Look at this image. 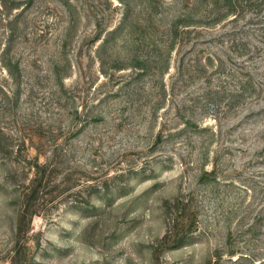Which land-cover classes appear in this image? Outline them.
I'll list each match as a JSON object with an SVG mask.
<instances>
[{
	"label": "rangeland",
	"instance_id": "obj_1",
	"mask_svg": "<svg viewBox=\"0 0 264 264\" xmlns=\"http://www.w3.org/2000/svg\"><path fill=\"white\" fill-rule=\"evenodd\" d=\"M0 132V264H264V0H0Z\"/></svg>",
	"mask_w": 264,
	"mask_h": 264
},
{
	"label": "trees",
	"instance_id": "obj_2",
	"mask_svg": "<svg viewBox=\"0 0 264 264\" xmlns=\"http://www.w3.org/2000/svg\"><path fill=\"white\" fill-rule=\"evenodd\" d=\"M182 21H183V19H182ZM181 20H179L178 22L180 23V26L181 25H183V24H181V23H183ZM179 23H176V24H173L172 25V28H171V35L173 36V38H176V37H178V33L179 32H177V29L179 28V26H178V24ZM185 27H188V26H185ZM118 32V29H116V30H114V31H112V34H116ZM181 35V34H180ZM179 35V36H180ZM0 134H1V132H0ZM0 142H1V140H0Z\"/></svg>",
	"mask_w": 264,
	"mask_h": 264
}]
</instances>
